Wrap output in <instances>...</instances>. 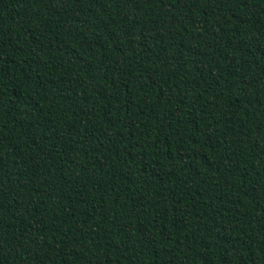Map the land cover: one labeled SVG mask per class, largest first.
I'll list each match as a JSON object with an SVG mask.
<instances>
[{
  "label": "trees",
  "instance_id": "obj_1",
  "mask_svg": "<svg viewBox=\"0 0 264 264\" xmlns=\"http://www.w3.org/2000/svg\"><path fill=\"white\" fill-rule=\"evenodd\" d=\"M0 264H264V0H0Z\"/></svg>",
  "mask_w": 264,
  "mask_h": 264
}]
</instances>
